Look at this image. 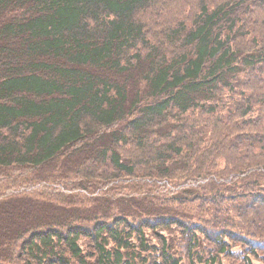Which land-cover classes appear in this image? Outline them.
Returning a JSON list of instances; mask_svg holds the SVG:
<instances>
[{
  "label": "trees",
  "instance_id": "trees-1",
  "mask_svg": "<svg viewBox=\"0 0 264 264\" xmlns=\"http://www.w3.org/2000/svg\"><path fill=\"white\" fill-rule=\"evenodd\" d=\"M158 1L0 0V264H264V0Z\"/></svg>",
  "mask_w": 264,
  "mask_h": 264
},
{
  "label": "rangeland",
  "instance_id": "rangeland-1",
  "mask_svg": "<svg viewBox=\"0 0 264 264\" xmlns=\"http://www.w3.org/2000/svg\"><path fill=\"white\" fill-rule=\"evenodd\" d=\"M225 1L227 0H159L149 9L141 12V14L143 17V22L149 30V36L151 37L152 41L158 43L163 41L165 37L164 34L172 27L176 26L178 22L183 21L184 19L193 18L199 11L201 5L208 4L210 6H214ZM258 32L261 34V29ZM237 43L242 46L241 48L244 50L249 49V46H246V39H239L237 40ZM243 74H245V72H243L241 76ZM131 158L134 160V157ZM90 165H92V163H90ZM9 174L17 175V172L11 171ZM120 175L124 176L123 173ZM18 245H20L19 242ZM25 249L26 246H23V248L20 247L18 255H20V252H24ZM3 250V248H0V254L3 253ZM21 261L26 264L30 260L27 258V256H22V260L16 259L14 263L22 264Z\"/></svg>",
  "mask_w": 264,
  "mask_h": 264
}]
</instances>
